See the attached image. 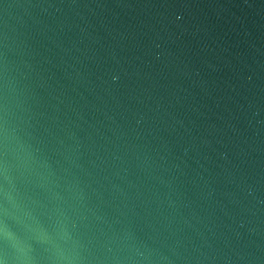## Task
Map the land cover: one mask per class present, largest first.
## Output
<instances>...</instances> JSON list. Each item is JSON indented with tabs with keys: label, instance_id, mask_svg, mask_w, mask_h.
<instances>
[{
	"label": "water",
	"instance_id": "95a60500",
	"mask_svg": "<svg viewBox=\"0 0 264 264\" xmlns=\"http://www.w3.org/2000/svg\"><path fill=\"white\" fill-rule=\"evenodd\" d=\"M0 264H264V0H0Z\"/></svg>",
	"mask_w": 264,
	"mask_h": 264
}]
</instances>
